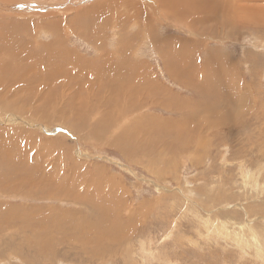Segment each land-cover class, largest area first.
<instances>
[{
  "label": "rangeland",
  "instance_id": "374dc122",
  "mask_svg": "<svg viewBox=\"0 0 264 264\" xmlns=\"http://www.w3.org/2000/svg\"><path fill=\"white\" fill-rule=\"evenodd\" d=\"M21 1L0 0V264H264V0Z\"/></svg>",
  "mask_w": 264,
  "mask_h": 264
},
{
  "label": "bare ground",
  "instance_id": "6f19581e",
  "mask_svg": "<svg viewBox=\"0 0 264 264\" xmlns=\"http://www.w3.org/2000/svg\"><path fill=\"white\" fill-rule=\"evenodd\" d=\"M23 1V0H22ZM21 1V2H22ZM26 3H28V6H31L32 4H29V3H31L30 1L31 0H24ZM23 1V2H24ZM33 1V0H32ZM68 1V0H67ZM164 1H166V0H163V3H164ZM171 0H167L164 4L166 5L165 7H166V9L169 7V8H172V9H174L175 10V12L179 15V16H181L182 14V12H181V10L175 5H173V7H172V5L170 6V5H168L167 4V2H170ZM176 1H178V0H176ZM183 1V0H182ZM17 2H19V1H17ZM20 2V3H21ZM34 2V1H33ZM159 2V1H158ZM184 2V1H183ZM182 2V3H183ZM66 3V2H65ZM61 4V3H60ZM180 6H183V4H181V2L180 3H178ZM21 5V4H20ZM163 5V4H162ZM186 5H187V7H190V8H187L188 10L189 9H194V8H192V4L190 5V4H188V3H186ZM190 5V6H189ZM26 4H24V5H21L20 7H21V9L19 8V10H20V12H21V16H19V17H22V12L23 11H29L30 10V7H28ZM164 7V6H163ZM164 7V8H165ZM168 10V9H167ZM163 11V10H162ZM250 11H252V10H250ZM254 11V10H253ZM163 12H165V11H163ZM245 12V11H244ZM247 13V12H246ZM163 14V17L165 18V16H168V12L167 13H162ZM249 14V13H248ZM35 15V14H34ZM1 17V16H0ZM250 19H248V21H249ZM1 22V21H0ZM256 22V24H257V21H255ZM176 23V22H175ZM260 22H258V24H259ZM25 24H27V25H20L19 26V28H20V31H16V35L15 36H18L19 38H21V37H28V36H30L31 34H33V27H31L30 25V23H25ZM2 24H0V39H2V40H7L8 38H10V37H12V36H8V35H3L2 34V32L4 31L3 30V28H6V30L5 31H7V30H9L10 28H11V26L12 25H10V24H5L4 26H1ZM16 27V29H19L18 28V25H16V24H14ZM50 25H51V23H50ZM54 26H55V29H56V31L55 32H60L59 30H58V28H57V26L54 24ZM53 27V26H52ZM61 29V28H60ZM51 30H52V28H51ZM91 34V33H90ZM87 34V36L86 37H93V36H95V35H93V34ZM147 36V35H146ZM22 51L23 52H28V50H27V48L26 47H23L22 46ZM165 51V50H164ZM164 53V52H163ZM167 53V52H166ZM164 55H167V54H164ZM179 56V55H178ZM166 58V57H165ZM31 59H32V57L29 55V53H28V58H27V61H26V66L24 67V68H27L28 66H30L29 64H30V62H31ZM181 59V57L179 56L178 58L176 57V60H177V62H178V60H180ZM167 61H169L170 62V59L168 58V56H167V59H166ZM174 60H173V58H171V62H173ZM167 63V62H166ZM169 65V64H168ZM177 65V64H176ZM170 66V65H169ZM6 69H7V67H0V81L2 80V79H4L5 78V76L8 74L7 72H6ZM26 80H21V82L23 83V82H25ZM3 82H5V80H3L2 81V83ZM152 83V82H151ZM150 83V84H151ZM201 87H202V90H204L205 89V77H204V82H203V84L201 85ZM2 96H0V98H1ZM220 98V96L218 97V99ZM16 100V99H15ZM48 100V99H47ZM0 102H1V99H0ZM13 102H14V100H13ZM22 102H25V100L23 99H21V98H18V101H17V103L19 104V103H22ZM80 115V114H79ZM53 116V115H52ZM78 119V118H77ZM101 124V123H100ZM96 129V128H95ZM90 133V132H89ZM93 133H94V131H93ZM92 134V133H91ZM90 135V134H89ZM94 136V135H93ZM92 136V137H93ZM99 136V135H98ZM97 136V137H98ZM95 137V136H94ZM90 138V137H89ZM0 148L3 150V148L0 146ZM32 183H34V182H32ZM41 183V182H40ZM39 184V183H38ZM39 186V185H38ZM106 216V217H104V216ZM103 215H101V216H103L104 218H102L101 217V219H99V221H98V223H97V225L95 224L94 225V227L95 228H99L100 229V231L102 232L103 231V233H102V237L104 236V235H107L106 233H104V231H106V230H104V226H105V224H106V221H107V215L106 214H103ZM96 220V219H95ZM116 220V219H115ZM111 221V220H110ZM109 226V225H108ZM107 227H105V229H106Z\"/></svg>",
  "mask_w": 264,
  "mask_h": 264
},
{
  "label": "crops",
  "instance_id": "0c3cea01",
  "mask_svg": "<svg viewBox=\"0 0 264 264\" xmlns=\"http://www.w3.org/2000/svg\"><path fill=\"white\" fill-rule=\"evenodd\" d=\"M177 7H178L181 11H182V10H185V8H186V7H185V8L183 9L181 6H177ZM192 8H194V5H193V4H192ZM160 14H161V13H160ZM162 17H163V16H162Z\"/></svg>",
  "mask_w": 264,
  "mask_h": 264
}]
</instances>
